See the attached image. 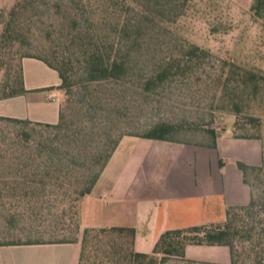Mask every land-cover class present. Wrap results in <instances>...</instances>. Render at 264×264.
<instances>
[{
  "label": "trees",
  "instance_id": "1",
  "mask_svg": "<svg viewBox=\"0 0 264 264\" xmlns=\"http://www.w3.org/2000/svg\"><path fill=\"white\" fill-rule=\"evenodd\" d=\"M107 1H111V5L105 6L103 14L99 13L94 18L93 28L80 26L79 13L71 19L69 29L72 30L70 36L74 51L54 45L42 55L31 54L30 51L23 55L24 58L42 60L58 72L60 88L68 97L67 106L60 108L59 121L43 123L0 115V123L45 126L56 133L58 147H52L45 167L49 180L63 188L62 202L70 209L71 224L74 226L70 224L69 228H77L78 231V204L92 192L124 138L181 142L175 137L179 127L166 121L150 125L142 134L125 131L127 115L122 109L124 97L120 95L116 102L110 93L113 88H125L129 78L137 73L138 58H148L143 49L156 34V29L163 25L174 26L180 18L188 15L196 2ZM36 2L16 0L12 7L1 10L3 30L0 48L8 42H18L21 46L28 44L31 19L28 14L39 7ZM250 11L254 16L264 18V0H253ZM168 51L165 56L155 59L149 70L139 74L141 88L146 92L158 93L178 79H189L208 54L205 48L183 37H176L174 46ZM214 83L217 90L213 101L218 104L228 102L237 117V127L243 106L256 101L263 91L264 76L255 69L225 61L214 77ZM25 91L22 63L13 84L0 89V99ZM248 118L256 132L234 136L260 140L262 163L237 162L244 182L250 187L251 199L247 205L229 207L226 221L167 230L151 253L137 252L136 230L124 226L86 227L81 238L68 239L64 236L47 242H5L0 245L79 243V264H161L170 256L184 257L188 245H226L231 250L230 264H264V118L251 114ZM207 131L213 135L210 143L215 146L216 130L208 128ZM240 215L248 218L243 226H239L236 220Z\"/></svg>",
  "mask_w": 264,
  "mask_h": 264
},
{
  "label": "rangeland",
  "instance_id": "2",
  "mask_svg": "<svg viewBox=\"0 0 264 264\" xmlns=\"http://www.w3.org/2000/svg\"><path fill=\"white\" fill-rule=\"evenodd\" d=\"M36 1L39 7L28 14L31 17L28 44L21 46L18 42H8L0 48V89L13 84L27 51L42 55L54 45L74 51L72 30L69 29L73 16L79 13L80 26L93 28L94 18L103 14L104 7L112 3L107 0ZM194 1L196 4L188 15L180 18L174 26L163 25L156 29V34L143 49L148 58L136 60L137 73L129 78L125 88L111 90L116 102L120 95L124 97L125 131L142 134L150 125L166 121L179 127L175 135L177 140L204 144L213 139L208 128H214L216 135L231 129L233 135L246 136L256 132L249 124L248 115L264 118V88L256 101L243 106L237 127V117L228 102L218 104L213 101L217 90L214 77L225 61L255 69L264 76V18L251 13L252 2ZM15 3L16 0H0V12ZM2 30L0 24V34ZM176 37L187 38L205 48L208 51L206 58L200 61L189 79H178L158 93L146 92L141 88L139 74L149 70L155 59L168 54ZM61 94V106H67L68 97L63 89ZM57 143L56 133L45 126L0 123V243L47 242L64 236L81 238L86 227L105 222L81 221L79 203L77 221L80 229L72 230V213L62 202L63 188L49 180L45 167L49 153L58 147ZM127 143L121 144L119 158L110 170L120 168V160L128 149ZM87 203L89 201L83 205V212H88L85 216L90 219L95 209ZM236 220L239 226H243L248 218L240 215ZM161 264L192 263L170 256Z\"/></svg>",
  "mask_w": 264,
  "mask_h": 264
},
{
  "label": "crops",
  "instance_id": "3",
  "mask_svg": "<svg viewBox=\"0 0 264 264\" xmlns=\"http://www.w3.org/2000/svg\"><path fill=\"white\" fill-rule=\"evenodd\" d=\"M23 69L26 91L0 99V115L57 123L62 96L58 72L31 57L24 58ZM124 142L128 149L122 164L110 170ZM210 142L124 138L92 192L80 201L81 221L135 228V250L140 253H151L167 230L226 221L229 207L247 205L251 199L237 162L260 165L262 143L236 138L231 129L216 136L215 146ZM87 200L95 209L91 220L83 212ZM79 256V243L0 245V264H79ZM181 259L230 264L231 250L226 245H188Z\"/></svg>",
  "mask_w": 264,
  "mask_h": 264
},
{
  "label": "built area",
  "instance_id": "4",
  "mask_svg": "<svg viewBox=\"0 0 264 264\" xmlns=\"http://www.w3.org/2000/svg\"><path fill=\"white\" fill-rule=\"evenodd\" d=\"M55 100V98H53Z\"/></svg>",
  "mask_w": 264,
  "mask_h": 264
}]
</instances>
